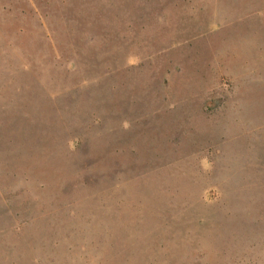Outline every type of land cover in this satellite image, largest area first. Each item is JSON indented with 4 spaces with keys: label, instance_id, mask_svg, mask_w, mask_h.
<instances>
[{
    "label": "rangeland",
    "instance_id": "1",
    "mask_svg": "<svg viewBox=\"0 0 264 264\" xmlns=\"http://www.w3.org/2000/svg\"><path fill=\"white\" fill-rule=\"evenodd\" d=\"M0 264H264V0H0Z\"/></svg>",
    "mask_w": 264,
    "mask_h": 264
}]
</instances>
